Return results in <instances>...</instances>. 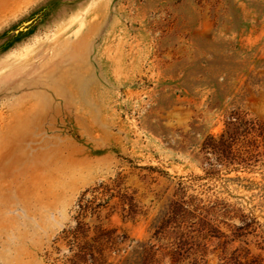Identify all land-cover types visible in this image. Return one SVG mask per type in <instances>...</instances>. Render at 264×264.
Segmentation results:
<instances>
[{
  "label": "rangeland",
  "instance_id": "1",
  "mask_svg": "<svg viewBox=\"0 0 264 264\" xmlns=\"http://www.w3.org/2000/svg\"><path fill=\"white\" fill-rule=\"evenodd\" d=\"M236 114L264 118V0H0V264H69L77 220L116 228L107 261L136 264L177 241L152 235L180 198L252 218L203 264L240 245L264 264V157L234 170L202 149Z\"/></svg>",
  "mask_w": 264,
  "mask_h": 264
},
{
  "label": "trees",
  "instance_id": "2",
  "mask_svg": "<svg viewBox=\"0 0 264 264\" xmlns=\"http://www.w3.org/2000/svg\"><path fill=\"white\" fill-rule=\"evenodd\" d=\"M205 160L213 159L215 163L231 169L239 170L249 168L258 162H263L264 157V118H246L240 114L228 117L225 128L218 135H209L203 143ZM209 164H212L209 162ZM230 169V168H228ZM130 199V198H129ZM132 206L131 200H128ZM82 208V207H81ZM240 208H234L224 201H215L207 205H199L194 199L182 198L170 202L162 211L152 237L162 239L164 236L174 235L177 241H171L155 247L150 240L140 244V251L134 258L136 264H159L156 256L160 249L163 255L168 256V264H180L185 259L189 264H203L208 252L207 240L211 237H224L223 244L240 240L248 242L242 237L252 233V218L240 213ZM132 211V208H131ZM209 213L218 214L223 218L233 219L238 217L237 224H228L230 233L218 232L206 219ZM187 219H196L199 233L189 235L183 230L182 224ZM89 227L80 220L72 230V246L75 248L69 264H110L107 261L106 248L117 249L125 235L116 233V228H103L95 225L94 234L89 236ZM193 239V246L185 247L186 240ZM250 248L240 245L228 255H223L221 264H263L260 254H250Z\"/></svg>",
  "mask_w": 264,
  "mask_h": 264
}]
</instances>
